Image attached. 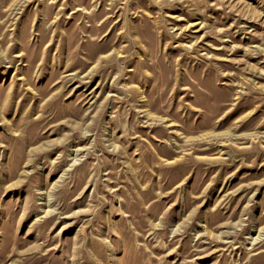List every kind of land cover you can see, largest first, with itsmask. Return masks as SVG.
<instances>
[{
    "label": "rangeland",
    "instance_id": "1",
    "mask_svg": "<svg viewBox=\"0 0 264 264\" xmlns=\"http://www.w3.org/2000/svg\"><path fill=\"white\" fill-rule=\"evenodd\" d=\"M0 264H264V0H0Z\"/></svg>",
    "mask_w": 264,
    "mask_h": 264
}]
</instances>
